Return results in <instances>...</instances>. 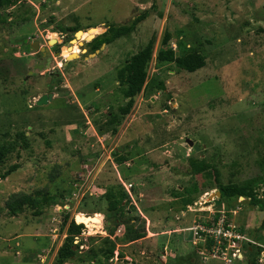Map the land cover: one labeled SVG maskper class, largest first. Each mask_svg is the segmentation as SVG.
I'll use <instances>...</instances> for the list:
<instances>
[{
  "label": "rangeland",
  "instance_id": "1",
  "mask_svg": "<svg viewBox=\"0 0 264 264\" xmlns=\"http://www.w3.org/2000/svg\"><path fill=\"white\" fill-rule=\"evenodd\" d=\"M155 4L131 36L90 50ZM166 32L178 55L198 53L206 65L191 73L160 61ZM150 42L147 82L123 117L118 72ZM219 184L250 186L257 202L221 199ZM110 187L128 195L122 223L105 215ZM45 192L54 203L10 211L15 197ZM223 212L264 251V0H6L0 264H54L66 215L86 224L66 264H222L204 261L193 228ZM126 232L144 237L132 242Z\"/></svg>",
  "mask_w": 264,
  "mask_h": 264
},
{
  "label": "trees",
  "instance_id": "2",
  "mask_svg": "<svg viewBox=\"0 0 264 264\" xmlns=\"http://www.w3.org/2000/svg\"><path fill=\"white\" fill-rule=\"evenodd\" d=\"M6 0H0V8L4 6ZM156 9V4L152 6L149 10H144L141 14L137 15L128 25H113L108 31L103 33L101 36L94 38L90 43V50L96 52L100 50L103 44L110 45L115 41L129 37L133 32L137 30V27L149 18L151 14V10ZM163 17L162 13L159 14ZM170 33L166 32L164 34L161 48L158 52V59L160 61L165 62H174L176 65L183 70L188 72H196L197 70L203 68L205 63V58L198 53H186L182 55H178L176 51L171 48L170 45ZM154 55V45L153 42L147 44L146 47L141 49L137 54L132 56L128 62L119 70L118 79L120 83L125 85L126 89L124 91V97L127 102L124 106L119 109L121 116H128L135 105L136 98L142 93L145 83L148 79V67L152 61ZM113 118H116L114 116ZM192 167L200 172L204 170L203 166H197L194 162H192ZM17 166L12 167V170H15ZM10 171V172H11ZM9 174V172L7 173ZM218 190L221 194V199L223 198H234V197H244L250 199L252 202L256 203V193H254L253 188L247 185L239 186L235 184L230 185H218ZM106 203L107 208L105 215L109 222H121L124 218V208L128 202L123 204L126 199H128V195L126 191H115V188L110 187L106 193ZM55 202V196L49 192L43 193L42 197L32 198L29 196L23 195L18 198L15 197L13 202L9 204L10 211L14 214L17 208L23 209L24 207L36 208L38 205H47ZM259 202V201H258ZM192 201H187L186 205L191 204ZM41 214V213H38ZM70 216L66 215L63 219L64 226L68 225V237L65 239L63 245L58 250L57 256L55 258L54 264H66L69 260L74 258L78 251L80 250V245H76V238L82 234L85 229V225L81 223H76L73 219L71 221ZM241 232H244L241 230ZM110 233L114 234L115 231H111ZM144 235L138 232L129 233L126 232L125 240L136 241L143 238ZM115 247V246H114ZM256 253H254L255 248L252 250H248L249 252V264H257V257L261 248L256 249ZM113 251L110 253H104L105 259L108 260L112 258Z\"/></svg>",
  "mask_w": 264,
  "mask_h": 264
},
{
  "label": "built area",
  "instance_id": "3",
  "mask_svg": "<svg viewBox=\"0 0 264 264\" xmlns=\"http://www.w3.org/2000/svg\"><path fill=\"white\" fill-rule=\"evenodd\" d=\"M193 231L206 244L205 250L201 253L205 262L209 260L222 264L244 262L249 249L262 248L241 230L230 225L225 212L213 222L197 224ZM256 263L264 264V251L260 250Z\"/></svg>",
  "mask_w": 264,
  "mask_h": 264
},
{
  "label": "water",
  "instance_id": "4",
  "mask_svg": "<svg viewBox=\"0 0 264 264\" xmlns=\"http://www.w3.org/2000/svg\"><path fill=\"white\" fill-rule=\"evenodd\" d=\"M143 2H144V1H142V3H143ZM139 12L141 13V12H143V10H142V9H139ZM105 46H106V44H103L102 47L100 48V50H97V51H96V54L99 53L102 49H104ZM32 48H33V49H39L41 52H44V51H47V52H48L47 49L45 50L44 48H40L39 45L36 44V43L32 45ZM94 55H95V54H94ZM73 56H74V55H71L70 57H68V58H67V61H70L71 59H73V58H72ZM77 57H79V56L77 55L75 58H77ZM47 103H48V97H47L46 95L43 96V97H41V99H40L39 101H37V105H38V106H43V105H46ZM188 144L191 145V146L193 145V143H192L191 141H188ZM217 195H218V197H220V196H221L220 192H218ZM86 220H87V219H86ZM75 221H76V223H78V222H77V219H76ZM78 224H79V223H78ZM81 224H84V225L86 226V224L83 223V222H81Z\"/></svg>",
  "mask_w": 264,
  "mask_h": 264
},
{
  "label": "crops",
  "instance_id": "5",
  "mask_svg": "<svg viewBox=\"0 0 264 264\" xmlns=\"http://www.w3.org/2000/svg\"><path fill=\"white\" fill-rule=\"evenodd\" d=\"M94 29V28H93Z\"/></svg>",
  "mask_w": 264,
  "mask_h": 264
}]
</instances>
